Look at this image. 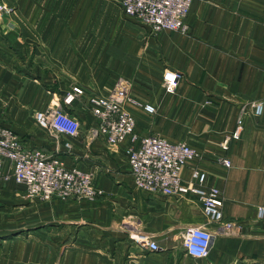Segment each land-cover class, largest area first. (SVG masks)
<instances>
[{
    "label": "crops",
    "instance_id": "obj_1",
    "mask_svg": "<svg viewBox=\"0 0 264 264\" xmlns=\"http://www.w3.org/2000/svg\"><path fill=\"white\" fill-rule=\"evenodd\" d=\"M119 1L0 0L10 8L0 12V123L25 145L91 172L99 192L93 201H32L43 203L34 205V226L24 215L17 222L0 214V264H264V111L257 117L251 108L264 103V0H194L188 34L156 35L127 17ZM168 70L182 75L173 94L163 85ZM119 81L155 109L126 105L140 135L196 150L183 178L207 173L224 200L223 223H207L193 198L137 190L126 144L87 141L94 124L88 98L109 95ZM75 88L83 93L66 104ZM58 107L79 119L82 131L64 138L71 150L56 153L34 115ZM239 120V140L229 139ZM11 184L25 194L12 180L1 195H13ZM193 226L214 235L206 258L183 247L181 235ZM138 234L161 250L142 247L132 238Z\"/></svg>",
    "mask_w": 264,
    "mask_h": 264
},
{
    "label": "built area",
    "instance_id": "obj_2",
    "mask_svg": "<svg viewBox=\"0 0 264 264\" xmlns=\"http://www.w3.org/2000/svg\"><path fill=\"white\" fill-rule=\"evenodd\" d=\"M193 2L194 0H120L119 4L127 17L156 35L162 32L188 34L190 27L187 18ZM181 80L180 73L166 71L163 77L166 92L173 94ZM82 93L81 89L75 88V95H69L65 103L71 104L75 96ZM127 104H133L150 114L155 112L153 106L134 99L124 81H119L107 96L88 98L86 106L93 115L94 124L86 130L87 141L102 139L111 149L126 144L130 174L137 190L182 199L193 198L201 204L207 223H223L224 200L220 190L209 184L207 173L193 170L188 180L183 178V170L197 157L196 150L186 142L173 143L161 137L140 135L136 119L126 109ZM251 108L253 114L260 117L264 111V103L256 102ZM34 120L41 130L53 138L56 153L62 149L71 150L72 144L64 138L77 137L82 131L79 119L61 107L38 111ZM242 129V120H239L237 130L229 139L239 140ZM229 139L224 141L225 150L228 149ZM223 164L231 166L228 159ZM12 180L24 188L28 198L43 202L53 199L93 201L99 193L93 186L91 172L68 167L54 153L25 145L14 131L0 123V184ZM259 218L264 219V208L259 209ZM225 227L231 229L233 225L226 223ZM213 237V233L205 226L188 227L181 235L184 249L195 259L209 255ZM132 238L144 248L161 250L151 236L138 234Z\"/></svg>",
    "mask_w": 264,
    "mask_h": 264
},
{
    "label": "rangeland",
    "instance_id": "obj_3",
    "mask_svg": "<svg viewBox=\"0 0 264 264\" xmlns=\"http://www.w3.org/2000/svg\"><path fill=\"white\" fill-rule=\"evenodd\" d=\"M0 6L2 7V10H0V12L1 11L2 12L8 11L10 9V8H7L2 2H0ZM6 183H8V182H6ZM1 185L2 184H0V186ZM9 189L13 193L12 196L7 195V193L0 195V214L12 216L13 219L17 222H20L22 220L21 215H24L25 222L26 221L30 222V224H31L30 226L36 225V222L34 220L36 219L37 211L34 209V205H36L38 202H43V201L35 200V199L31 200L25 194H22V193H20L21 195L17 196L16 195L17 190H15L16 187H14L12 184H11ZM18 198H19V200H17ZM18 201H20L22 203H15ZM32 201H34V202L38 201V202L37 203H31ZM38 204L43 205V203H38ZM21 206H24V207L30 206V207L25 208L24 210H21L20 209Z\"/></svg>",
    "mask_w": 264,
    "mask_h": 264
}]
</instances>
